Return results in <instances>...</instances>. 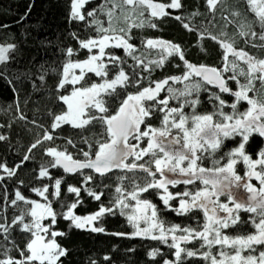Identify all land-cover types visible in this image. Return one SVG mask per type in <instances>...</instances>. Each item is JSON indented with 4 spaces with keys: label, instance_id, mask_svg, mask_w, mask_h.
Masks as SVG:
<instances>
[{
    "label": "trees",
    "instance_id": "obj_1",
    "mask_svg": "<svg viewBox=\"0 0 264 264\" xmlns=\"http://www.w3.org/2000/svg\"><path fill=\"white\" fill-rule=\"evenodd\" d=\"M154 2L167 4L170 0H154ZM181 4L180 9H168L171 14L163 18H152L148 13L139 16L138 13L133 14L127 9L122 11L118 8L114 12L112 26L118 30L128 29L133 23H144L143 27H131L129 42L135 47L134 55L144 60L145 64L161 58L158 54L159 48H146L145 42L148 39L165 40L179 45L184 52L185 60L197 66L204 65L217 69L225 66L224 50L218 43L219 40L233 43L234 48L243 50L256 59H264V47H262L264 41L259 39L262 29L256 22L257 18L251 12L247 0H221L215 11L209 9L206 0H181ZM71 5L72 0H0V45H15V50L9 53V60L5 64H0V136L5 137L0 140V165L4 166L0 167V177H3L0 179V217H2L0 223L12 225L7 239L3 233H0V259H6L7 256L21 259L20 251L25 250L26 243L31 239L30 234L22 232L18 224H12L16 217L32 207L24 201L11 204L18 190L27 200H35L39 203L50 202L57 213L56 223L51 226L50 231L63 233L55 239L67 250V254L60 258L58 264H164L165 261H173L176 259V249L170 247L173 243L172 239L169 238L167 243H163L134 235L135 229L127 219L129 210L124 209L125 214L122 215L121 208L116 202L120 194L115 189L122 187L127 197L126 203L134 205L135 202L131 201L127 194L134 190L133 181L142 186L147 179H151L147 173L139 169L133 171L114 169L109 174L101 176L92 171L66 173L59 166H51L55 158L47 154L50 148L66 151L73 156V159L83 161L87 159L83 155L84 152H89L94 159L98 143L108 138L105 125L99 121H92L84 128H74L68 124L55 129L52 127L54 116L67 110V105L59 99L60 96L70 95L74 88L103 83L104 79L94 73L86 72L84 80L79 84H66L63 89L58 88V84L63 79V68L69 60L82 62L90 55L98 54L97 48L92 52L81 48L80 41L98 38L101 35L97 31L96 20L102 22L105 28L109 27L106 9L112 8L111 0H89L82 10L86 19L81 21L71 17ZM101 5H104V9H101ZM93 10L96 13L95 17H88L87 11ZM237 12L240 15H234ZM125 16L129 17L127 21ZM176 16H180L183 23L181 20H176ZM149 19L157 25L155 28L148 26ZM241 23L251 25L258 35L240 36ZM183 24H188L192 30L185 29ZM116 34L124 35L119 32ZM211 36H216L218 40L214 41ZM68 49L73 50L71 57L67 55ZM105 53L103 62L108 65L109 73L106 79L114 78L118 72L117 66L109 60L108 54L111 53L120 57L122 61L120 66L133 81L137 79V74L145 78L139 88L149 86V81L183 76L187 71L184 61L175 55L167 57L163 66L157 67L151 64L149 65L151 71H144V65L138 66L137 61L124 49L107 48ZM232 59L234 58L229 55V60ZM238 64L240 68L247 70V65L243 61H238ZM238 72L239 68L236 73L231 71L224 73L225 79L237 75L241 83H246L245 77L239 76ZM184 83L188 82L169 81V85L177 89H182ZM255 84L259 98L264 99V88L260 87L259 81H255ZM228 86L233 91L239 90L235 81L228 80ZM208 87L210 91H201L198 94L200 100V104L196 107L198 114L216 111L214 105L218 102L210 100L209 96L218 93L219 90L212 86ZM136 91H138L137 87L129 86L126 89L118 87V96L102 95L107 101L109 114L115 112L127 93ZM219 94L226 101L224 112L230 114L232 109L228 105L235 102V97L228 93ZM249 95L253 96L254 93L250 92ZM166 96V91H162L159 98L164 99ZM195 97L194 93L191 98ZM183 99L182 97L181 101ZM181 101L170 99L168 107H180ZM247 107L246 102H241L238 110L243 112ZM88 111L90 114L103 115L95 109ZM184 111L191 114L192 109L185 106ZM163 116L164 112L154 109L147 123L160 127ZM45 134L51 135L53 139L44 140ZM38 140L42 143L36 148H31V145ZM69 140L72 141L71 144L68 143ZM240 140V137H236L235 140H225L215 157L206 156L203 159L202 166L213 167L212 160L238 146ZM144 146L146 143L141 144V147ZM261 150H264V137L253 134L246 145V152L253 159H258ZM25 156L28 157L27 160ZM147 160L149 157H144L137 163H145ZM226 160L227 157L222 162ZM132 162L133 158L130 157L127 163ZM5 167L13 170L15 174L9 176ZM42 167L47 168L49 173L47 177L39 176ZM151 167L155 170L154 165ZM236 169L240 175L247 171L242 162L238 163ZM88 176L92 179L86 180ZM122 177L124 179H121ZM159 178L157 175V179ZM56 179L61 180L59 195L56 194L55 189ZM45 186L48 187V192L45 193L47 200L33 191ZM69 187L80 189L79 194L69 192ZM202 187L203 185L197 181L193 185L169 186V190L173 193L186 190L194 192ZM90 192L102 194L100 200H96L89 194ZM141 198L148 199L157 206L158 217L164 222L166 229L179 226L180 229L202 231L205 223L202 210L193 209L187 214H178L172 209L179 207V198L170 201L171 208H168L163 204L156 190L143 193ZM73 203L77 204L72 210L73 213L81 217L96 213L102 206L111 208L112 212L105 213L94 222V226L102 227L104 231L92 232L87 227L78 229L70 220L65 219L64 215ZM250 216V213L242 211L241 222L235 227L225 229L224 234L230 237L253 234L256 230ZM30 219L31 217L26 216L25 222H29ZM43 223L49 225L50 218L45 219ZM201 244V241L195 240L181 246L197 252V255L186 257V254L182 253L180 264H208L201 255L204 250ZM6 251L7 256H5ZM153 251L158 253L155 257L151 255ZM25 255H27L26 251Z\"/></svg>",
    "mask_w": 264,
    "mask_h": 264
},
{
    "label": "snow or ice",
    "instance_id": "obj_2",
    "mask_svg": "<svg viewBox=\"0 0 264 264\" xmlns=\"http://www.w3.org/2000/svg\"><path fill=\"white\" fill-rule=\"evenodd\" d=\"M88 2L89 0H72L71 17L81 21L85 20V12L82 10ZM206 2L209 9L215 11L221 0H206ZM111 3L112 8L106 9L109 27L105 28L102 22L96 20L97 31L101 35L98 38L80 41L81 48L87 49L89 52L98 48V54L90 55L82 62L69 60L63 68V79L58 84V88L63 89L66 84H79L84 80L86 72L104 78L103 83L74 88L70 95L60 96L59 99L67 105V110L62 114L55 115L52 124L53 129L59 128L63 124L71 125L74 128H84L92 121H99L105 125L108 138L104 142L98 143L94 159L91 158L89 152H84L83 155L87 159L83 161L73 159V156L66 151L50 148L47 150V154L55 158L51 166L62 167L64 171L70 173L82 169H92L101 176L113 169L128 171L139 169L147 173L151 179H147L142 186L133 181L134 190L127 194L131 201L135 202L134 205L126 203L127 197L124 195L122 187L115 189L120 194L116 198V202L121 208L122 215L125 214L124 209H129L127 219L135 229L134 235L167 243L171 234L173 243L170 247L176 249L175 264H180L182 253L186 254V257L197 255V252L181 247V242L189 243L195 239L203 242L201 247L207 246L211 249L214 245L221 246L218 253L219 259L216 255H212L211 251L203 254V258L210 260V264H264V251H259L258 255L251 254L256 252L255 246H264V150L259 151L258 159H253L246 152V145L253 134L264 137V99L259 98V91L255 84V81H259L260 87L264 88V59H256L247 52L234 48L233 43L219 40L218 43L224 50L225 66L222 69L204 65L197 66L185 60L184 52L179 45L165 40L148 39L145 42L146 48H159L158 54L161 58L145 64L144 60L134 55L135 47L129 42L131 27H143L144 23H133L128 29L119 28L117 30L112 26L115 10L118 8L122 11L127 9L129 13H138L139 16L148 13L152 18H163L171 14L168 9H180L182 7L181 0H170L167 4L157 3L154 0H111ZM247 4L262 29L259 39L264 41V0H247ZM101 9H104V5H101ZM86 14L88 17L96 15L95 10L87 11ZM234 15L240 14L237 12ZM128 19L129 17L125 16V21ZM175 19L181 20L183 23L180 16H176ZM147 23L152 28L157 26L151 19ZM183 27L192 30L188 24H183ZM239 27L240 36L256 37L258 35L251 25L241 23ZM117 32L124 33V35L116 34ZM224 35L227 34L224 33ZM211 39L218 40L216 36H211ZM107 48L124 49L129 56L137 61L138 66L144 65V71H151L149 67L151 64H155L157 67L163 66L167 57L175 55L184 61L187 71L183 76H172L162 81H149V86L139 88L141 81L145 78L137 74V79L133 81L120 66L122 64L120 57L109 53V60L118 68L117 74L109 80L106 79L109 74L108 65L103 62ZM14 50L15 45H0V64H5L10 58L9 53ZM67 55L71 57L73 50L68 49ZM229 55L234 59L230 61ZM238 61H243L247 65V70L240 68ZM238 68V75L245 77L246 83H241L237 79V75L225 79L224 73L229 71L236 73ZM75 69L80 70L79 75L73 72ZM41 78L43 79V77ZM170 80L175 83L185 81L188 83H184L182 89H177L169 85ZM228 80L235 81L239 90L233 91L228 86ZM152 84L155 86L153 87ZM129 86L137 87L138 91L127 93L115 112L109 114V109L106 107L107 101L102 94L109 97L118 96V87L126 89ZM208 86L219 90L218 93H212L209 96L210 100L218 102L214 105L216 111L198 114L196 112V107L200 104L198 94L201 91H210ZM162 91L167 93L164 99L159 98ZM250 92L254 95L250 96ZM194 93L196 97L191 98ZM219 93H228L235 97V102L228 105L232 109L230 114L224 112L226 101ZM182 97L184 99L181 101ZM170 99L181 101L180 107H168ZM241 102H246L248 105L243 112L238 110V105ZM185 106L192 109L191 114L185 113ZM90 109L98 110L103 115L90 114L88 111ZM154 109L164 112L160 127H154L147 123L152 117ZM173 130H176L175 134ZM236 137L241 138L238 146L223 153L219 158H214L212 160L213 167L202 166V161L206 156L215 157L225 140H235ZM3 139L5 137L0 136V140ZM51 139H53L51 135L45 134L44 140ZM40 143L42 141L38 140L31 145V148H36ZM68 143L71 144L72 141L69 140ZM145 143L146 146L141 147V144ZM130 157L133 158V162L129 164L127 161ZM144 157H149V160L145 163H137ZM225 157H227L226 162H222ZM25 159L27 160L28 157L25 156ZM241 162L247 169L245 176H241L236 170V165ZM152 165L155 170L151 167ZM0 167L4 166L0 165ZM5 171L9 176L15 174L13 170L6 167ZM48 175L47 168L42 167L39 176L47 177ZM157 175H159V179H157ZM91 179V176L86 178V180ZM253 179L259 182V188L251 182ZM197 181L203 187L194 192L186 190L173 193L169 190V186L193 185ZM60 186L61 180L56 179L57 195H59ZM150 190H156L157 195L168 208H171L170 201L179 198V207L172 209L178 214H187L193 209L202 210L206 218L203 231L189 228L180 229L179 226L166 229L164 222L158 217L157 206L148 199L141 198L143 193H148ZM234 190H242L247 195L238 197ZM33 191L44 197L45 200L48 199L45 195L48 192L47 186L42 189H33ZM68 191L78 195L80 189L69 187ZM89 194L96 200H100L102 195L94 192ZM221 196L227 197L228 202L222 203ZM17 201H24L26 204L32 205L12 221L13 225L20 226L22 232L29 233L31 239L26 243L25 250L20 251L21 259L7 256L6 251L7 258L0 259V264H58L60 258L67 254V250L62 248L55 239L56 236H61L63 233L50 231L51 226L55 225L57 217L51 203L27 200L18 190L11 204L15 205ZM76 207V203L71 204L64 218L70 220L75 228L84 229L87 227L92 232H103L104 229L94 226V222L105 213L113 211L111 208L102 206L96 213L81 217L73 213L72 210ZM241 211L255 214L251 218V223L256 231L253 234L235 237L223 234L222 230L235 227L241 222L239 214ZM26 216L31 217L29 222H25ZM49 218L50 224L45 225L43 221ZM141 223L146 226L141 227ZM11 229L12 225L0 223V233L4 234L5 239ZM177 231L186 234L177 236L175 235ZM225 247L233 249V254L224 251ZM25 251L27 255H25ZM245 251L249 252L247 256L243 255ZM157 254V251L151 253L153 257ZM164 264H173V262L165 261Z\"/></svg>",
    "mask_w": 264,
    "mask_h": 264
},
{
    "label": "rangeland",
    "instance_id": "obj_3",
    "mask_svg": "<svg viewBox=\"0 0 264 264\" xmlns=\"http://www.w3.org/2000/svg\"><path fill=\"white\" fill-rule=\"evenodd\" d=\"M97 50H99L98 48H97ZM73 72L77 75L78 73L80 74V70L79 69H75V70H73ZM70 78H71V75H70ZM103 95V94H102ZM175 131L176 130H173V132H174V134H175ZM238 165V164H237ZM237 165H236V168H237ZM237 170V169H236ZM245 173H246V171L244 172V173H242L241 174V176H245ZM177 178H180V177H177ZM257 188H259V182L258 181H256L255 179H253L252 181H251ZM235 192H236V195L238 196V197H240V196H245L246 197V193H244L242 190H234ZM220 201L222 202V203H227L228 202V200H227V197H224V196H221L220 197ZM230 207L232 206L231 204L229 205ZM129 210V209H128ZM129 212V211H128ZM242 212V211H241ZM241 212L239 213V214H241ZM222 214V213H221ZM250 217L252 218V217H254L255 216V214H253V213H250ZM205 223H206V218H205ZM204 223V224H205ZM146 225H144L143 223H141V227H145ZM225 230V229H224ZM224 230H222L223 231V234H224ZM202 231H203V228H202ZM158 234V233H157ZM186 233H184V232H180V231H178V232H176L175 233V235H177V236H181V235H185ZM169 238H171V234L169 235ZM195 240H199V239H195ZM195 240H192V241H195ZM191 241V242H192ZM199 241H201V240H199ZM173 242V241H172ZM201 243H203L202 241H201ZM184 244H187V243H184V242H181V246H183ZM256 247V253H251L252 255H258L259 254V251H264V246H255ZM203 253L201 254L202 255V257H203V254L204 253H207V252H209V251H211V253H212V255H216L217 256V258L219 259L220 257H219V255H218V253H219V251H220V249H221V246L220 245H214V246H212L211 247V249H209L207 246H204L203 247ZM224 251H227V252H229L230 254H233V249H231V248H227V247H225L224 248ZM249 254V252L248 251H245L244 253H243V255H245V256H247ZM208 261V264H210V260H207ZM173 262V264H175V262H176V259L175 260H173L172 261Z\"/></svg>",
    "mask_w": 264,
    "mask_h": 264
},
{
    "label": "water",
    "instance_id": "obj_4",
    "mask_svg": "<svg viewBox=\"0 0 264 264\" xmlns=\"http://www.w3.org/2000/svg\"><path fill=\"white\" fill-rule=\"evenodd\" d=\"M62 168V167H61ZM63 169V168H62ZM64 170V169H63ZM114 170V169H113ZM112 170V171H113ZM82 171H92V172H94V173H96L94 170H92V169H82V170H80V171H78V172H82ZM66 172V171H65ZM66 173H70V172H66ZM110 173V172H109ZM109 173H107V174H109ZM96 174H99V173H96Z\"/></svg>",
    "mask_w": 264,
    "mask_h": 264
}]
</instances>
